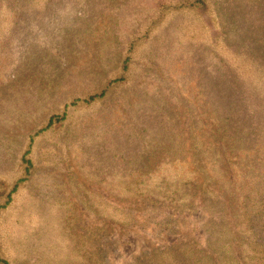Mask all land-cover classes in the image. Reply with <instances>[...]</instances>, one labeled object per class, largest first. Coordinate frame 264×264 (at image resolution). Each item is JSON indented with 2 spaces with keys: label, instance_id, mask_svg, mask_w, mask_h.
<instances>
[{
  "label": "rangeland",
  "instance_id": "rangeland-1",
  "mask_svg": "<svg viewBox=\"0 0 264 264\" xmlns=\"http://www.w3.org/2000/svg\"><path fill=\"white\" fill-rule=\"evenodd\" d=\"M162 1L0 0V182ZM213 4L257 71L164 23L112 100L35 137L0 214L13 264H160L159 251L168 264H264V0Z\"/></svg>",
  "mask_w": 264,
  "mask_h": 264
},
{
  "label": "trees",
  "instance_id": "trees-1",
  "mask_svg": "<svg viewBox=\"0 0 264 264\" xmlns=\"http://www.w3.org/2000/svg\"><path fill=\"white\" fill-rule=\"evenodd\" d=\"M213 5V0H163L156 10H153L154 12L139 25L138 29L123 44L122 58L118 61V66L112 70V74L108 78L100 80L98 85L89 92L65 102L62 105V109L60 108V110L48 115L46 125L41 130L33 132L26 138L27 144L25 148H22V154L20 153V164L23 166L21 175L12 182H0V214L12 204L22 187V183L27 181L30 175L32 162L28 156L31 153V146L35 137L57 123L65 125L68 122L66 119L71 110L96 109L112 100L118 88L129 84L132 61L138 59L136 55H141L142 46L159 31L164 23L170 20L181 22L180 27L184 29V38L193 40L197 39L201 34L204 38L208 39L210 37V43L219 48L221 55L237 71L248 70L251 74L256 72L257 70L253 66L254 62L252 64L249 58L240 54L237 55L224 42L223 36L220 34L221 27ZM213 29L218 30V32H214ZM9 253L10 250L5 246V242L0 235V264H13ZM157 253L160 264H168V260L163 258L165 253L163 251Z\"/></svg>",
  "mask_w": 264,
  "mask_h": 264
}]
</instances>
